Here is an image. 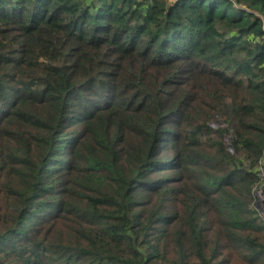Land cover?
<instances>
[{
  "label": "trees",
  "instance_id": "obj_1",
  "mask_svg": "<svg viewBox=\"0 0 264 264\" xmlns=\"http://www.w3.org/2000/svg\"><path fill=\"white\" fill-rule=\"evenodd\" d=\"M262 172L264 0H0V264H264Z\"/></svg>",
  "mask_w": 264,
  "mask_h": 264
},
{
  "label": "built area",
  "instance_id": "obj_2",
  "mask_svg": "<svg viewBox=\"0 0 264 264\" xmlns=\"http://www.w3.org/2000/svg\"><path fill=\"white\" fill-rule=\"evenodd\" d=\"M262 173H263L262 178H264V172H262ZM261 193L264 195V191H263L262 185H260V186H256V187H255L256 200H255V202H254V204L256 205V208L258 207L257 204H256L257 201H258V194L260 195ZM260 200H261V199H260ZM263 200H264V198H263ZM257 209H258V208H257ZM258 210H259L261 216H262L263 219H264V207L262 206V208H259Z\"/></svg>",
  "mask_w": 264,
  "mask_h": 264
},
{
  "label": "rangeland",
  "instance_id": "obj_3",
  "mask_svg": "<svg viewBox=\"0 0 264 264\" xmlns=\"http://www.w3.org/2000/svg\"><path fill=\"white\" fill-rule=\"evenodd\" d=\"M263 198H264V195L261 193L260 195L258 194V201H257V208L259 209V208H262V206L264 207V205H263V203H262V201H263ZM261 199V200H260Z\"/></svg>",
  "mask_w": 264,
  "mask_h": 264
}]
</instances>
